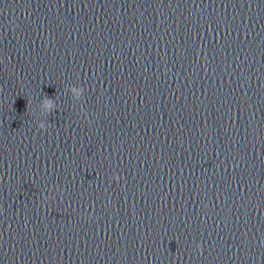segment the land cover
I'll return each instance as SVG.
<instances>
[{
    "label": "water",
    "instance_id": "water-1",
    "mask_svg": "<svg viewBox=\"0 0 264 264\" xmlns=\"http://www.w3.org/2000/svg\"><path fill=\"white\" fill-rule=\"evenodd\" d=\"M0 264H264V0H0Z\"/></svg>",
    "mask_w": 264,
    "mask_h": 264
}]
</instances>
